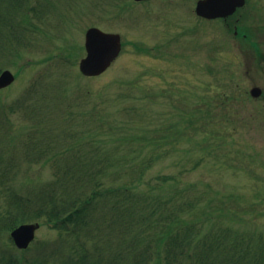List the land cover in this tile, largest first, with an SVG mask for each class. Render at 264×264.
<instances>
[{
    "label": "rangeland",
    "instance_id": "rangeland-1",
    "mask_svg": "<svg viewBox=\"0 0 264 264\" xmlns=\"http://www.w3.org/2000/svg\"><path fill=\"white\" fill-rule=\"evenodd\" d=\"M49 1L53 11L47 14L50 16L41 18ZM196 1L151 0L135 4L134 0H21L23 11L33 17L30 22L41 28L33 34L29 31L28 36L23 37L22 43L28 45L25 58L16 64H6L14 72L20 65L27 67L22 68L9 88L0 92V115L4 108L11 118L6 126L13 127L9 130L11 138L5 144L7 151L3 153L8 164L4 162L6 172L0 176V216L12 199L28 198L29 192H35L32 187H38L37 191L51 189L49 192L52 193L61 192L63 185L71 188L70 183L48 186L59 177L54 173L52 163L48 160L42 164L33 163V153L27 156L23 153L27 148L35 149L38 138L33 132L30 139V130H20L24 120L17 105L26 89H38L36 98L49 108L52 98L58 101V88L66 79L65 89L69 96L64 95L68 102L95 105L102 113L109 114L112 121L118 117L126 122L112 137H99V141L90 142L85 154L82 153V162L91 165V172L100 171L105 186L116 187L132 179L136 183L133 196L137 193L144 197V201L138 198L134 205V218L130 213L135 197L117 202V193L112 198H105L91 212L88 234L80 239L92 259L100 261L103 255L105 264H131L133 257L128 254L149 246L147 264H166L165 251L158 253L160 226L157 220L167 198L174 192L178 194L179 205L183 200L209 196L213 204L206 208L205 217L200 211L201 221L195 219V213L185 214L191 209L184 206L179 214L188 222L200 223L198 226L204 233L213 215L223 222L221 225L234 227L233 235L245 237H240L242 248H237V254L247 258L250 250L259 252L264 243V197L260 194L264 191V184L263 191L260 187L264 183V176L260 175H264V140L260 135L256 137L250 127V123L259 126V120L252 114L250 103L246 108L241 89H234L238 85L227 87V82H240L242 78L245 80L242 89L251 87L256 68L253 59L246 60L241 53L238 37L231 34L228 39L217 23L199 26L201 20L193 13ZM249 1L252 5L257 0ZM169 3L171 5H167ZM121 4L129 5L120 13ZM259 5L257 2L256 6ZM8 6L9 3L0 4V13ZM11 11L7 18L13 17L16 22L19 8ZM257 16L264 19L263 8ZM1 22L2 19L0 26ZM94 25L121 33L125 46L104 74L89 78L81 75L79 62L86 55V30ZM1 34L0 43L10 42L6 37L7 30ZM227 42L231 45L229 50L212 47L213 43L222 47ZM64 44L67 48L63 49L64 53L73 56L68 67L61 69L39 61L50 52H57V47ZM231 69L235 72L229 74ZM81 88L89 89L91 96L80 99L81 93L74 92ZM228 96L237 98L230 106L225 103ZM134 105L138 107L136 110L132 108ZM124 106L126 110L131 109L130 115L120 114ZM260 118L264 122V116ZM170 125L181 126V133L176 132L175 138H167L172 140L170 143L160 140L163 145L160 149L152 147L156 139L176 130V127L161 130ZM3 133L4 128L2 136ZM41 139L46 141V138ZM190 143L200 149L189 151ZM173 146L177 149L168 150ZM190 149H193L192 144ZM72 155L73 159L68 153L58 156L62 171L66 165H80L81 154L77 151ZM145 161L148 162L146 165ZM139 170L142 174L137 179L135 175ZM159 175H164L165 180H159ZM78 185L87 186L88 183ZM177 204L171 205L175 211ZM142 215L148 216L151 223L148 230L139 226V222H143ZM185 229L186 226L179 228L181 237L185 236ZM59 236L57 228L43 224L31 249L14 253L30 260L47 243L45 248L48 250L52 245L57 246L62 240H57ZM9 246H13L10 233L1 229L0 247L8 249ZM184 251L185 254L194 252V248L187 247ZM182 258L185 256L178 253V261Z\"/></svg>",
    "mask_w": 264,
    "mask_h": 264
},
{
    "label": "trees",
    "instance_id": "trees-1",
    "mask_svg": "<svg viewBox=\"0 0 264 264\" xmlns=\"http://www.w3.org/2000/svg\"><path fill=\"white\" fill-rule=\"evenodd\" d=\"M9 21H5L9 29L19 34H21V32L25 33L27 30L33 31V29L36 28V26H32L34 28L22 27L18 31L17 25L11 21L10 23ZM29 21V14L24 13L22 16V23L27 24ZM17 56H22V53L17 52ZM24 104L27 106L26 113L34 116L35 119L39 121L38 127L47 130L50 135H52L53 131H55V125L57 122H59V120H57L59 115L61 116V120H67L68 122L75 120L80 113L85 114L91 119L95 120L96 125H98L95 129L80 130L73 128L71 125L62 128L56 127L54 139L57 140V136L60 133L70 139L69 141L72 144L71 146L81 145L86 140H89L88 142H92L94 140L99 141L97 139L108 135L109 137H112L115 133L120 131L123 125L126 124V122L120 121L117 118L112 121L109 114L102 113L101 109H98V107L95 105L90 107L89 110L85 112V109L78 111L75 105L63 104L56 108L57 113H53L51 116L49 109H47L42 103L38 101L25 100ZM132 108L136 110L138 107L134 105ZM130 111L129 109L126 110L125 107L121 108V112L125 115H130ZM42 120H46V122L43 123ZM174 127H176V130L172 131L171 129ZM163 129L171 130L169 132L170 134L167 133L163 137L156 139V144H154L152 147L161 148L163 145L160 140L164 139V142L170 143L172 140L168 141L167 138H175L177 133H181V126L179 125H170L166 128L161 127V130ZM52 149L56 151L53 147ZM146 162L147 161H145L144 164ZM71 176L73 178L72 180L68 179L65 175H59L58 179L53 183V185L57 186L60 183L72 184L73 182H76L77 184L88 183L90 186H88V189H86L84 192L83 189L85 187L81 186V188H79L74 186V188H76L77 191H80V193L76 194L75 197L70 198H66L64 194L65 192L47 193L38 198L37 206L34 208H30L32 203L30 198L25 199V202H21V199L17 200L16 204L13 202L11 207H7L3 210V215L0 216V226L9 230L20 222L25 221L27 218H40L43 215H46L48 220L54 223L55 227L66 230L73 236V241H71V243L66 247L67 250H65V252L61 253L59 256V261L61 264H105L103 263V255L100 258V261L92 259L85 247V243L81 242L79 239L81 235L84 237L85 232H87V226L90 225V221L88 220L90 209L92 207L96 209L98 204L101 203L105 198H112L111 196L117 193V202L122 199L124 200L126 198L135 197L134 203H131L133 211L130 213V216L134 218V205L137 204L139 199L144 201V197H142V195H137V193H134L133 196V185L128 183L116 187L105 186V181H103L99 170L94 172H90V170H86V172L75 171ZM158 178L161 179L160 176ZM147 196L148 195H146V197ZM177 197L178 194L174 192L169 198H167L165 207L160 211V219L157 220L160 226V232L157 236L158 253L161 254V252L165 250L166 264H197L195 261H197L199 264H240L239 260L232 258L233 250H235L234 255H237V243L232 242V238H222L218 236L216 239H206L204 240L203 244H198L201 246L198 251H191L185 254L184 249L187 247L190 249L194 248L195 250V235L193 236L194 224L192 221L188 222L187 219H183L184 215L179 214V210L183 208V204H177ZM167 201L173 202L171 205H179L178 209H176V211L173 210V207H171ZM192 206L194 207L193 202ZM141 218L143 222H139L140 228L148 230L151 226V223L148 221V216L142 215ZM163 224L165 225L163 226ZM181 226H186L184 237H181L179 234V228ZM189 236L190 238L187 239L186 237ZM230 242H232L233 248L227 246V244ZM148 250L149 246H146L141 251L134 250L132 255L129 253V257H133L132 264H147L149 260ZM178 253L181 256H185V258L179 259L178 261ZM48 256V254L41 257L37 256L38 258L34 259L32 262H30V264H50ZM14 258L15 256L9 250H0V264H16V259ZM261 260H264V243L260 247V253L255 255L254 260L253 258L249 259L247 264H259Z\"/></svg>",
    "mask_w": 264,
    "mask_h": 264
},
{
    "label": "water",
    "instance_id": "water-1",
    "mask_svg": "<svg viewBox=\"0 0 264 264\" xmlns=\"http://www.w3.org/2000/svg\"><path fill=\"white\" fill-rule=\"evenodd\" d=\"M231 6H229V3ZM244 4V0H201L197 11L206 17L223 16L232 12L237 5ZM86 46L88 56L81 61V70L85 74L97 75L103 72L119 54L121 39L117 34H108L98 28H91L87 32ZM15 79L10 70L0 76V88L7 86ZM39 224L22 225L13 232V236L20 247L28 246L34 238Z\"/></svg>",
    "mask_w": 264,
    "mask_h": 264
},
{
    "label": "flooded vegetation",
    "instance_id": "flooded-vegetation-1",
    "mask_svg": "<svg viewBox=\"0 0 264 264\" xmlns=\"http://www.w3.org/2000/svg\"><path fill=\"white\" fill-rule=\"evenodd\" d=\"M257 50L259 54L255 58L256 61L254 66L256 68V72L254 76V83L255 85L260 87L261 91L256 98H253V103L254 113L256 114V118L259 120L260 123V130L261 132L263 131L262 134H264V122L260 118L264 116V43L262 45L260 43L257 44ZM250 97V92H248L247 98L250 99Z\"/></svg>",
    "mask_w": 264,
    "mask_h": 264
}]
</instances>
